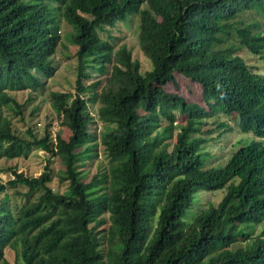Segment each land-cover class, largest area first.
Segmentation results:
<instances>
[{"label":"trees","instance_id":"obj_1","mask_svg":"<svg viewBox=\"0 0 264 264\" xmlns=\"http://www.w3.org/2000/svg\"><path fill=\"white\" fill-rule=\"evenodd\" d=\"M143 2L150 10L140 13ZM136 12L145 71L126 44L100 36ZM61 19L77 58L75 93L52 91L50 104L70 134L53 135L50 122L37 137L10 92L37 91L53 76ZM261 19L264 0H0V158L48 155L37 176L11 168L13 178H0V264H264V152L244 144L210 164L212 130H203L234 113L246 131L264 112ZM178 76L199 87L202 104L178 93ZM99 146L106 164L82 181ZM222 188L217 204L183 220L194 194Z\"/></svg>","mask_w":264,"mask_h":264},{"label":"rangeland","instance_id":"obj_2","mask_svg":"<svg viewBox=\"0 0 264 264\" xmlns=\"http://www.w3.org/2000/svg\"><path fill=\"white\" fill-rule=\"evenodd\" d=\"M60 25V44L58 43L55 53L51 57L52 65L55 67L53 76L45 78L40 77L41 81L44 82V86L40 87L37 91L31 89H26L22 91L10 92L19 103L23 104L22 106V116L24 122L30 126L33 132L37 137L42 136L45 126L47 123H50L51 133L54 135L58 131L62 133V136L66 138L70 132L65 129L64 126L58 124V119H56L52 106L50 104V93L52 91L60 92H70L75 93V79H76V70H77V58L75 56V48L66 40L63 35L71 30V27L68 23L64 22L61 19ZM264 20V19H263ZM261 19V23L263 22ZM132 23L134 26L129 28L126 24ZM105 30L110 32L113 36H116V44L118 47L121 44H126L129 49L132 50V54L136 57L141 63V70L145 71L150 68V63L147 57L142 53L138 44V18L133 16L126 22H118L114 27H105ZM102 37H106V32H101ZM246 62L251 66H259L260 62L257 60V57L253 55L242 53ZM108 67H110L108 65ZM97 78H103L105 75L96 74ZM177 83L179 85L178 93L183 94L187 99L195 101L199 104H202L200 100V91L199 87L196 84L189 82L185 77L178 76ZM166 89L169 91L176 90L174 86L168 84ZM37 109L31 113L34 107ZM88 112L91 116L96 117L97 109L100 106L98 102L88 104ZM8 116H13V111H6ZM225 115L216 114L214 117L206 119V124L203 126V130L211 129L210 137L208 143L205 146V149L209 152L210 157L209 163L214 165H219L225 163L229 158L232 152V141L237 136L236 133H219L223 130L217 127L218 122L225 120ZM183 116L176 113V122H182ZM14 122L16 120L14 119ZM227 126V122L223 121ZM231 123H233L231 121ZM230 123V124H231ZM235 125V124H234ZM99 132L101 129V123L96 120V125H91L90 129ZM238 129V128H237ZM23 133V132H22ZM24 134V133H23ZM250 135H244V138L249 139ZM238 147V146H237ZM102 147L99 146V155L91 163L87 162L82 168V181H88L93 174H95L96 169L100 165L101 168L106 164V157L101 153ZM48 155L42 150H33L26 157H20L17 159L7 160L5 158H0V178L3 182H6L9 178H13L11 173V168H16V170L23 171L25 174H32L37 176L40 172L43 171V167L47 162ZM56 161L54 158L51 159L50 167L53 168L54 172L56 171ZM49 186L54 191L63 190V185H59L55 177L49 183ZM21 190L25 189L21 187ZM10 194H13L12 190H9ZM226 188L217 189L214 191L202 190L193 195L192 202L190 207L186 210L183 220L189 221L193 215L207 206V204H217L222 196L225 194ZM18 198V195L15 196ZM191 207H193L191 209ZM259 228V227H258ZM260 229H256L258 232ZM241 246L247 245L251 246V241L247 240L245 242H240ZM8 257L12 259V252H8Z\"/></svg>","mask_w":264,"mask_h":264},{"label":"clouds","instance_id":"obj_3","mask_svg":"<svg viewBox=\"0 0 264 264\" xmlns=\"http://www.w3.org/2000/svg\"><path fill=\"white\" fill-rule=\"evenodd\" d=\"M138 10L140 11V13L142 11H145V10L149 11L150 10V6H149L148 2L141 3ZM137 13L138 12H136L134 15H129L128 14L127 17H126V19L125 18L121 19V16L114 17L111 20V22L113 24L112 26H106L105 25L103 27L104 28L105 27H114L118 22H126V21H129V19L131 17L136 16L138 18V33H139L140 19H139V15ZM126 25L129 28H132L134 26V24H132V23H127ZM101 32H107V30H104V31H101ZM110 36L111 37H109L108 35H106V37H102V36L101 37L102 38H105L106 40H108L110 42H114V44H116V42H115V40L117 39L116 36H113L112 34ZM137 39H138V36H137ZM116 48H118V47L114 46V49H116ZM105 76L107 77L108 74H106ZM105 78H103V82H105ZM236 116L237 115L233 113V114H231V116H224V119L225 120H223V121H226L227 122V127H228V129H227V131L225 133L226 134L227 133H236L237 134V136L232 141L233 148H232L231 154L236 149H238L240 146H242L244 144H247V145L251 144V146H256L259 150H261V151L264 152V112L262 113V115L257 120H255V121L252 122V126L250 127L249 130H246V131H243L242 129L239 128V126L237 124V117ZM223 121H221V122H223ZM231 121L233 123H231ZM222 134L223 133H219V135H222ZM244 135H250L251 137L249 139H246V138H244ZM231 154H230V156H231Z\"/></svg>","mask_w":264,"mask_h":264}]
</instances>
